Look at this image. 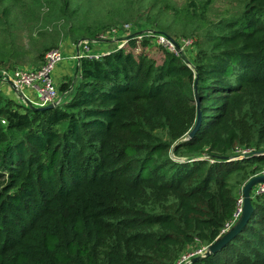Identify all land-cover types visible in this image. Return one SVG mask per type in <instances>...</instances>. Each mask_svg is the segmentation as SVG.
Wrapping results in <instances>:
<instances>
[{
	"label": "trees",
	"instance_id": "16d2710c",
	"mask_svg": "<svg viewBox=\"0 0 264 264\" xmlns=\"http://www.w3.org/2000/svg\"><path fill=\"white\" fill-rule=\"evenodd\" d=\"M41 1L56 5L0 0V63L28 54L7 18H30ZM61 1L60 14L71 6ZM219 24L189 61L164 48L160 63L123 48L81 57L51 108L0 94V264H174L221 235L264 166V0H242ZM43 45L34 67L57 47ZM194 79L200 123L186 138ZM250 202L239 232L191 264H264V193Z\"/></svg>",
	"mask_w": 264,
	"mask_h": 264
},
{
	"label": "rangeland",
	"instance_id": "374dc122",
	"mask_svg": "<svg viewBox=\"0 0 264 264\" xmlns=\"http://www.w3.org/2000/svg\"><path fill=\"white\" fill-rule=\"evenodd\" d=\"M50 1L56 2L54 8L51 9L41 1L29 13L30 18H7L12 21L8 27L6 25L11 44L18 49L31 51V54L24 57L19 68H35L38 59L34 63V49L42 47L43 44L57 46L66 56H73L74 44L78 41L74 39L78 38H91L88 39L92 42L90 49L98 56L116 48H123L134 56L144 53L160 63L163 56L162 46L153 42L152 35L157 33H163L175 40L189 39L191 44L178 51V55L189 61L195 55V50L209 46L207 40L210 35L225 30L219 24L221 19L238 14L242 6V0H71V6L60 14L59 3L62 5V1ZM78 25L82 32H72L71 27ZM28 28L32 30V38L27 37ZM36 33L41 34L37 36ZM1 38L3 35H0ZM129 39L134 41L133 47L128 45ZM142 39H147L148 42L144 47L141 46ZM51 42L54 44H50ZM78 64L77 59L71 58L56 64L54 71L64 66L66 70L69 69L66 76L60 73L57 81L53 77L54 71L50 73L56 90L61 83L69 81L74 72L76 74ZM65 96H68L67 93L62 95L60 92V100L64 101ZM16 100L17 103L25 105L18 97Z\"/></svg>",
	"mask_w": 264,
	"mask_h": 264
},
{
	"label": "built area",
	"instance_id": "2783aa9c",
	"mask_svg": "<svg viewBox=\"0 0 264 264\" xmlns=\"http://www.w3.org/2000/svg\"><path fill=\"white\" fill-rule=\"evenodd\" d=\"M153 42L166 51L178 55L181 47L189 46L191 41L189 39L178 38L175 40L163 33L152 34ZM190 41V43H189ZM91 41L86 39H79L74 44V55L66 56L59 47L47 50L42 58L41 63L35 68H19L15 67L9 70L0 69V81H10L11 87L15 94L22 101L27 100L35 106H45L47 104H54L55 106L60 102L58 91L53 86V79L50 73L55 70L56 64L63 62L67 58L80 59L81 57L97 58L94 52L90 49ZM28 91L30 95L24 93ZM251 152L249 148H235L233 154L235 157H242ZM264 174V166L254 175ZM241 189V188H240ZM264 193V183H257L250 190V196L254 197ZM242 205V196L239 190L234 204V209L231 218L227 221L221 233L225 232L238 218ZM205 246H199L196 249L188 250L182 253L174 264H189V259L193 256L201 254Z\"/></svg>",
	"mask_w": 264,
	"mask_h": 264
},
{
	"label": "water",
	"instance_id": "95a60500",
	"mask_svg": "<svg viewBox=\"0 0 264 264\" xmlns=\"http://www.w3.org/2000/svg\"><path fill=\"white\" fill-rule=\"evenodd\" d=\"M7 83L11 87V82L7 81ZM25 106L32 110H43L47 108L54 107V104H47L45 106H35L31 104L29 101L24 100L23 101ZM193 102L195 105V120L192 125V127L188 130L186 134V138H190L195 131L197 130L199 123H200V106H199V100L196 94V79L193 81ZM246 156V155H245ZM242 156V157H245ZM257 183H264V174L259 175H253L249 177L242 185L240 192L242 196V205H241V211L236 219V221L221 235L216 237L211 243L205 246V249L202 251L201 254H198L196 256H193L189 259V264L193 263L195 260H198L202 257H205L209 254L215 253L218 251L227 241H229L239 230L241 227L246 223L251 211V196H250V190L251 188L256 185Z\"/></svg>",
	"mask_w": 264,
	"mask_h": 264
},
{
	"label": "crops",
	"instance_id": "0c3cea01",
	"mask_svg": "<svg viewBox=\"0 0 264 264\" xmlns=\"http://www.w3.org/2000/svg\"><path fill=\"white\" fill-rule=\"evenodd\" d=\"M26 51H27L28 55L31 54L30 49H26ZM67 64H69V63H67ZM15 67H21V66L19 63L15 64V65H13L11 63H4V62L0 63V69H12ZM68 70H69L68 68L66 70V66H64L63 68H59V69L57 68L56 71H54V76H53L55 81L58 80L60 73H62L63 75L66 76V74L68 73ZM74 74H75V72L71 75L72 79H74V77H75ZM24 93L27 95H30V93L28 91H26ZM0 94L3 95L5 98L10 99V100L17 103V100H16L17 95L15 94L13 88L10 87V85L8 83H4V82L0 81Z\"/></svg>",
	"mask_w": 264,
	"mask_h": 264
}]
</instances>
